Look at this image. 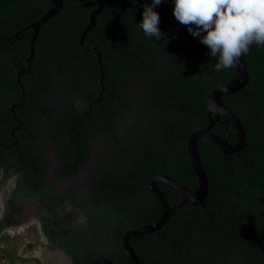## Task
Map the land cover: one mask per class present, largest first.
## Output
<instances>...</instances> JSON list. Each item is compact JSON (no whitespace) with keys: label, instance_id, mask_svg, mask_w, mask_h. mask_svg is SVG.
Wrapping results in <instances>:
<instances>
[{"label":"trees","instance_id":"16d2710c","mask_svg":"<svg viewBox=\"0 0 264 264\" xmlns=\"http://www.w3.org/2000/svg\"><path fill=\"white\" fill-rule=\"evenodd\" d=\"M62 1L59 12L40 26L31 70L20 78L24 99L14 114L5 109L0 140L10 144L11 129L20 121L23 127L15 135L22 142L14 147L27 152L11 156L23 161L36 140L31 137L34 125L52 122L57 126L53 130L63 136L61 143L67 141L62 146L83 163L90 155L91 141L106 138L105 154L112 165L95 172L97 188L107 196L102 201L98 195L66 196V200L95 217L90 222L96 229L84 235L99 236L103 257L114 264H132L121 245L124 231L147 225L163 213L161 203L149 191L150 179L165 174L191 189L197 187L187 137L209 123L208 94L234 78L236 70L234 66L215 70L217 61L207 55L209 49L172 15V0H163L155 9L164 35L153 41L135 25L142 20L143 5L151 0H107L83 40L97 49L99 64L97 52L79 44L95 7ZM51 7V0H0V33L13 41L9 45L1 39L0 46L20 48L11 53L2 50V111L5 101L21 99L17 64L27 68L24 57L30 52L33 29L21 31L16 39L13 34ZM14 55L19 59L13 61ZM245 57L247 84L221 97L240 119L245 145L237 153L225 154L207 139L197 140L209 185L204 203L176 208L160 229L132 236L130 244L142 264H264V46L251 47ZM57 89L62 99L52 118L50 107ZM212 130L230 143L235 140L232 124L222 119ZM61 154L68 157L69 151ZM24 166L36 172V167ZM157 186L169 205L181 201L171 185L160 181ZM101 202L105 207L87 206ZM83 241L80 237L76 241L81 253ZM91 254L85 253L86 261L94 258Z\"/></svg>","mask_w":264,"mask_h":264},{"label":"flooded vegetation","instance_id":"af4514ba","mask_svg":"<svg viewBox=\"0 0 264 264\" xmlns=\"http://www.w3.org/2000/svg\"><path fill=\"white\" fill-rule=\"evenodd\" d=\"M19 31L13 34L15 39L18 37ZM1 39L5 40L6 44L9 43V45L10 42H13L10 37H4L2 31L0 33ZM2 50L11 53L20 51V48L13 44L10 49L7 48V45L4 47L3 45L0 46V63H2ZM33 54L31 58L30 52L28 57H24L27 68L23 67L21 63L17 64L20 67L19 72L22 71L21 75L31 70ZM16 59H19V55H14L12 58L13 61ZM21 75L19 79L16 76V79L22 92L24 88L20 82ZM31 84L33 83L31 82ZM54 96L56 98L54 106L50 107L52 118L55 117V109L62 99L58 95V89ZM41 97H44V95H41ZM19 102L6 103L5 101L6 105L4 103V111H2V93H0V128H2V116L6 118L5 109L8 108L14 114L15 108L22 104L21 102V104L17 105ZM13 118L17 122L16 116ZM118 122L119 120L116 119L115 130H119ZM22 127L19 121L11 129V135L14 139L10 144L3 145V141L0 140V188L2 189V207H5V212L2 215V237L5 233L11 232L7 230V225H19L27 212H31L35 219L32 222L30 221L26 228L23 227L20 232H16L21 235L19 239L24 240L20 250L17 253H12L4 245L2 246L4 256L9 259L11 264H24L28 262L32 264H87L88 261H86L85 253L98 249L99 236H96L95 240V238L91 239V237L86 238L84 235V233H90L91 230L94 231L96 229L90 222L95 217L91 214L86 215L78 206L66 200V196L76 195L80 197L87 195L95 197L98 195L100 201L103 199L102 196H107L105 193H102V189L97 188L99 178L95 172L99 168L95 167L97 165L102 168L103 166L104 168H108L106 164L109 163L110 157L108 153L105 154L106 146L104 143L99 142V139L92 140L90 155L81 163L75 159L76 156H70L72 153H70V150H67V147L64 148L62 146L67 144V141L62 144L61 140L63 136L53 130L57 129L54 123L36 124L31 134V137L36 139L33 141L32 146H30L31 152L30 154L28 152V156L22 157L23 161H19L17 158L12 157L11 154L13 152L16 155L17 153L27 152V150L14 147L18 142H22L21 136L16 137L15 135V131L18 132ZM6 131L5 129L4 133ZM63 151H69L68 157L60 156ZM71 162L78 163L76 167L74 166L75 169L72 167ZM24 165L36 167V172L30 173V168ZM91 167H95L96 169L92 171ZM72 170H75L74 173L68 174ZM75 177L78 184L69 185L67 181ZM87 206L105 207V204L101 202ZM79 237L85 243V250L82 249V253L78 250L76 244ZM109 247L113 251V246L110 245ZM26 252H30V258L23 256ZM41 254L43 257H40ZM13 255L14 257H12ZM59 255H61L62 259H59ZM91 256H94V258L103 257V252L92 253Z\"/></svg>","mask_w":264,"mask_h":264},{"label":"water","instance_id":"95a60500","mask_svg":"<svg viewBox=\"0 0 264 264\" xmlns=\"http://www.w3.org/2000/svg\"><path fill=\"white\" fill-rule=\"evenodd\" d=\"M73 1L77 5H80L85 8L95 7L90 12L89 23L80 34L79 44L85 50L96 51L98 54V62L100 64V54L97 51V49L93 46L84 45L83 40L87 31H89L95 23V15L102 11V9L105 6V2L107 0H73ZM51 3H52V7L39 20L24 26L19 31L20 33L21 31L26 30L28 28L33 29V35L29 43L30 58L32 57V54L34 52L33 45L37 37V34L39 32L40 26L44 22H46L50 17H52L53 15L59 12V10L62 7L63 1L51 0ZM256 46H264V45H252L251 47H256ZM234 67L236 70V76L232 78L230 81L212 90L206 98L207 116L209 118V123L204 127L196 128L187 137L186 148L191 165L197 177V182H198L197 187L191 189L181 181L165 174H158L150 179L148 183L149 191L151 195L161 203L163 207V213L160 218L147 225H144L140 228L127 229L126 231H124L121 238V245L126 255L131 258L132 264H142L139 261L138 257L136 256L130 244V238L132 236L150 233L160 229L163 225H165L172 211L175 210L176 208H179L185 204L199 205L204 203L209 185H208V178L204 166L202 164L200 155L198 153L197 140L199 138H205L208 141H210L220 152L225 154L237 153L245 145V130L240 119L231 110H229L222 103L221 100V97L223 95L234 93L241 90L249 80V73H248L245 55L243 54L241 55L239 62L236 63ZM21 72L22 71H20L17 75L18 79L21 75ZM23 98H24V90H22V97L20 99V102L17 103V105L21 104ZM220 119H222L225 124L228 123L232 124L235 130L234 142L230 143L228 141V138L221 137L212 130L214 123L220 121ZM160 181L171 185L177 190L181 198V201L179 203L174 205L168 204L163 193L160 191V189L157 186V184ZM87 264H114V263L106 257H96L89 260Z\"/></svg>","mask_w":264,"mask_h":264},{"label":"clouds","instance_id":"9594fccd","mask_svg":"<svg viewBox=\"0 0 264 264\" xmlns=\"http://www.w3.org/2000/svg\"><path fill=\"white\" fill-rule=\"evenodd\" d=\"M162 2L144 4L142 20L135 24L152 41L164 35L155 11ZM172 4L174 18L187 26V31L209 49L207 55L217 61V72L232 68L252 45H264V0H172ZM18 226L9 230L18 233L24 227L19 230Z\"/></svg>","mask_w":264,"mask_h":264},{"label":"rangeland","instance_id":"374dc122","mask_svg":"<svg viewBox=\"0 0 264 264\" xmlns=\"http://www.w3.org/2000/svg\"><path fill=\"white\" fill-rule=\"evenodd\" d=\"M43 105V104H42ZM42 112V111H41ZM116 134H117V136H119V130H117L116 131ZM106 139H103V138H100L99 139V142H102V143H104V142H108V141H105ZM95 151H97V150H95ZM111 165H112V163H111V161L109 162ZM96 168H98V167H100L99 165H97V166H95ZM95 167H91L90 169L92 170V171H94L96 168ZM77 178L75 177V178H73V179H71V180H68L67 181V183L69 184V185H73V184H78V181L76 180ZM67 183H65V184H67ZM107 203V205L108 206H110V207H112V205L110 204V203H108V202H106ZM21 227H23V226H21ZM21 227H19V228H21ZM25 229V228H24ZM7 230H9L8 228H7ZM10 231V230H9ZM12 231V230H11ZM26 231V230H25ZM19 237H21V235H19V234H17L16 232L14 233V232H8V233H5V235L2 237V239H1V247L2 246H4L5 245V247H6V249L8 250V249H10L11 251H12V253H17V251H19L20 250V248H21V244L23 243V241L24 240H22V239H19ZM5 251V250H4ZM100 251V248H98V249H96V250H94V251H92V253H98ZM5 254H6V252H5ZM42 255V254H41ZM41 255H40V257H41ZM23 256L25 257V258H30L31 257V254H30V252H26L25 254H23ZM12 257H14V255L12 256ZM43 257V256H42ZM59 259H62V257H61V255H59ZM0 264H11L10 263V261H9V259H7L5 256H4V252L2 251V256H0ZM24 264H32L31 262H28V263H24Z\"/></svg>","mask_w":264,"mask_h":264},{"label":"crops","instance_id":"0c3cea01","mask_svg":"<svg viewBox=\"0 0 264 264\" xmlns=\"http://www.w3.org/2000/svg\"><path fill=\"white\" fill-rule=\"evenodd\" d=\"M5 212V207H2V189L0 188V256H2V247H1V239H2V215ZM25 215V214H24ZM35 217L33 216V214L31 212H27V214L22 218L20 225L18 226V224H8L6 228L8 229H16L18 227L21 226H25L24 224H29L30 221H34Z\"/></svg>","mask_w":264,"mask_h":264},{"label":"bare ground","instance_id":"6f19581e","mask_svg":"<svg viewBox=\"0 0 264 264\" xmlns=\"http://www.w3.org/2000/svg\"><path fill=\"white\" fill-rule=\"evenodd\" d=\"M4 207V206H3ZM20 225V224H19ZM25 226L24 227H26V226H28V223L27 224H24ZM19 230H21V228L19 229ZM41 257H42V255H41Z\"/></svg>","mask_w":264,"mask_h":264}]
</instances>
